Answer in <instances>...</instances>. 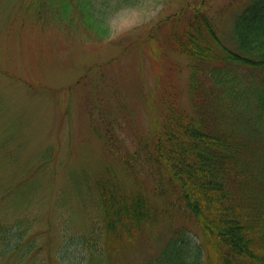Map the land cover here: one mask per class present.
<instances>
[{
    "label": "trees",
    "instance_id": "16d2710c",
    "mask_svg": "<svg viewBox=\"0 0 264 264\" xmlns=\"http://www.w3.org/2000/svg\"><path fill=\"white\" fill-rule=\"evenodd\" d=\"M42 1L29 0L39 17ZM47 1L67 26L106 36L102 20L86 11L91 0ZM227 16L231 39L220 27ZM162 25L170 26L166 51L191 61L188 84L182 91L163 69L168 77L153 87L151 127L134 133L133 150L116 131L118 117L100 104L98 113L91 108L93 130L116 163L86 182L101 219L89 217L85 230L65 234L60 264H117L139 244L142 260L134 264H264V0L241 12L211 11L208 0L188 3L153 27V38ZM177 215L195 220L200 242ZM35 222L25 216L0 224V264H18L8 260L16 251L21 263L49 264L28 259L37 248ZM164 222L169 226L159 232Z\"/></svg>",
    "mask_w": 264,
    "mask_h": 264
},
{
    "label": "rangeland",
    "instance_id": "374dc122",
    "mask_svg": "<svg viewBox=\"0 0 264 264\" xmlns=\"http://www.w3.org/2000/svg\"><path fill=\"white\" fill-rule=\"evenodd\" d=\"M197 1L91 0L86 11L107 31L100 38L50 14L47 0L40 17L32 1L0 0V224L36 218L31 236L37 248L28 259L60 264L56 250L65 234L85 230L89 217L101 219L96 191L84 188L116 159L93 130L91 108L98 113L100 104L117 116L116 131L133 150L134 133L151 127L152 90L168 77L163 69L182 91L190 75L191 61L166 51L170 26H159L156 38L151 30ZM250 1L208 0V5L214 12L227 7L241 12ZM220 27L231 39L229 16ZM180 100L189 107L188 94ZM175 221L200 242L194 219L177 215ZM160 226L165 232L169 223ZM138 246L141 250L136 246L117 264L139 263L143 247ZM8 260L28 264L19 262L17 251Z\"/></svg>",
    "mask_w": 264,
    "mask_h": 264
}]
</instances>
